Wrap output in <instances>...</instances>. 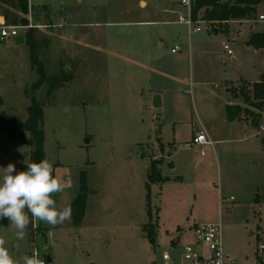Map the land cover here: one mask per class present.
I'll return each mask as SVG.
<instances>
[{"label":"rangeland","instance_id":"obj_1","mask_svg":"<svg viewBox=\"0 0 264 264\" xmlns=\"http://www.w3.org/2000/svg\"><path fill=\"white\" fill-rule=\"evenodd\" d=\"M177 1L173 11L170 0H28L26 15L0 8L27 18L20 34L34 27L47 77H72L50 98L45 82L36 92L44 158L54 161L64 185L53 196L59 208L78 195L81 171L88 191L77 225L30 216L25 238L17 240L9 219H0L17 264L33 256L41 230L50 246L39 255L46 264H160L165 249L174 254L194 242L193 226L219 221L224 251L240 261L255 257L264 223V108L245 105L229 89L244 83L251 90L264 77V48L247 44V31L264 28V0L255 19L227 25L231 31L202 22L193 33L180 21L187 9ZM239 24L246 29L237 37L231 32ZM116 49L135 61L118 60ZM28 52L25 42L0 39V110L21 122L28 116L24 88L38 79ZM229 103L239 106V117L227 119ZM202 129H211L213 144L187 145ZM32 150L29 132L19 139L0 131V167L12 162L24 170ZM153 161H162L168 179L149 181ZM219 195L233 196L221 201V211ZM149 223L154 241L144 230Z\"/></svg>","mask_w":264,"mask_h":264},{"label":"trees","instance_id":"obj_2","mask_svg":"<svg viewBox=\"0 0 264 264\" xmlns=\"http://www.w3.org/2000/svg\"><path fill=\"white\" fill-rule=\"evenodd\" d=\"M263 0H192L190 16L192 20H202L206 22L211 28L214 27L223 28L225 31L227 28L224 25L230 20L241 21L244 19L253 20L256 18V12L258 6ZM1 3L9 5L11 8L17 10L21 14H27L30 10L28 0H0ZM202 10L201 15L199 11ZM4 22L11 25L20 26L27 24L26 17H20L17 14L9 12L5 9L3 12ZM24 41L28 47V55L30 56L31 64L35 67V72L38 75V79L31 84V86L25 90V95L28 98V116L24 122L17 120L13 114L9 111L0 110V131L7 135L23 139L25 132H29L31 140L33 141V150L31 152L32 162L44 159V141H43V107L36 97V92L43 82L46 83L47 96L50 98L53 91L58 87L63 86L66 82L72 79L70 74L63 72L61 75H54L47 77L46 72L43 70V64L37 55V51L40 47V43L35 38V29L30 27L24 33ZM47 44V40L44 41ZM247 44L255 49L264 48V28L259 32H250ZM248 87V85H247ZM250 88V87H249ZM234 97H238L246 105L256 107L259 110L264 108V77L263 79L254 82L251 90H247L242 85L232 87L229 89ZM226 117L227 119H234L239 117V106L231 103L226 105ZM258 115L252 117V123L259 126ZM159 162L153 161L150 165V171L148 179L150 182H163L166 180V176H162L158 169ZM80 186L78 195L71 201L70 206L72 209L71 222L75 225L79 224L84 212L85 202L87 197V187L85 185L84 171L80 172ZM144 230L147 232V236L151 241H154V226L149 223L144 226ZM44 236V230H41Z\"/></svg>","mask_w":264,"mask_h":264},{"label":"clouds","instance_id":"obj_3","mask_svg":"<svg viewBox=\"0 0 264 264\" xmlns=\"http://www.w3.org/2000/svg\"><path fill=\"white\" fill-rule=\"evenodd\" d=\"M54 161L47 158L30 162L18 171L9 162L0 167V219L8 218L15 228V238L22 240L31 219L55 226L72 216L71 206H57L54 194L63 192V183L54 176ZM30 213V215H29ZM0 264H17L10 254L8 242L0 234ZM23 264H42L39 253L26 258Z\"/></svg>","mask_w":264,"mask_h":264},{"label":"built area","instance_id":"obj_4","mask_svg":"<svg viewBox=\"0 0 264 264\" xmlns=\"http://www.w3.org/2000/svg\"><path fill=\"white\" fill-rule=\"evenodd\" d=\"M180 4L185 6L187 9L186 16L182 13L179 18L180 21L188 26L189 33L193 31H200V23L204 22L202 20L194 21L190 16L192 0H179ZM258 20H264V12L258 15ZM196 24V25H194ZM18 26L6 24L0 28V39L15 38L19 35ZM178 48V47H177ZM224 51L227 54H231L232 51L229 45H223ZM176 50L171 49V52ZM264 131V126L261 127ZM208 143L211 144L204 132L200 131L193 138V143ZM233 196L225 199L226 201H232ZM224 200L219 199V202ZM224 200V201H225ZM221 211V209H220ZM192 237L194 242H184L178 252L172 254L168 250L161 252V263L160 264H264V223L258 227L257 238H258V248L255 252V257L245 261H240L234 256L224 251L223 240L221 238V222H202L191 228ZM42 234V233H40ZM39 234V235H40ZM51 235V232H50ZM43 236V235H42ZM37 239V237H36ZM43 241L47 250L50 246L46 243L45 237L43 236ZM36 243V240H35ZM39 253V246L36 243L35 251L33 255ZM42 264H46L44 260H41Z\"/></svg>","mask_w":264,"mask_h":264},{"label":"crops","instance_id":"obj_5","mask_svg":"<svg viewBox=\"0 0 264 264\" xmlns=\"http://www.w3.org/2000/svg\"><path fill=\"white\" fill-rule=\"evenodd\" d=\"M141 1L142 0H140V5H141ZM171 1V4H172V2H173V0H170ZM174 1H176V3H175V5L173 6V8H171V6H170V10L171 11H173L174 9H175V7H176V5H177V3H178V1L177 0H174ZM6 4H3V3H1L0 2V8H2L3 6H5ZM4 12V11H3ZM259 15V14H258ZM244 20H241V21H237V20H230V21H228L227 22V24L226 25H224V27H227V25H230L231 23H242ZM6 24H9V23H7V22H5L4 23V18H3V13L2 14H0V28L2 27V26H5ZM214 28H217L216 29V31H214ZM212 30L214 31V32H218L220 29H223V28H218V27H214ZM229 28V27H228ZM227 28V30L226 31H231V29L229 28L228 29ZM246 29V27L245 26H242V24H239V26H236V28H235V30H234V32L232 33L231 32V34H235L237 37H239L240 36V33L243 31V29ZM248 32V34H250V32H252L251 30H249V31H247ZM23 36V39H24V35L23 34H20L19 33V35L18 36ZM13 39V38H12ZM23 42H25V41H23ZM113 54H114V56H116L117 58H118V60H124V59H129L130 61H135L134 59H132L131 57H129V56H124L122 53H120V51L119 50H115L114 52H113ZM128 57V58H127ZM166 76H169V74L168 73H166ZM153 94L154 95H158V94H160V91H158L157 89H153ZM154 95H153V97H154ZM161 96V95H160ZM159 95H158V97H159V104H160V99H161V97H160ZM152 101H153V99H152ZM154 105V104H153ZM161 105V104H160ZM200 131H202V132H204L205 133V135L207 136V138L209 139V141L211 142V144H208V143H193V138H194V136H196V134L197 133H199ZM212 131H211V129H209V130H207V131H205V130H198V131H196V133H194L193 132V134H192V140L190 141V142H188L187 143V145H189V146H191V145H196V144H199V145H201V146H204V145H212L213 144V142H214V140H212ZM216 141L217 142H223L224 140H222V139H216ZM215 141V142H216ZM215 153V152H214ZM216 154V153H215ZM215 157H216V159H217V156L215 155ZM162 162V161H161ZM160 162V163H161ZM159 163V164H160ZM158 169H159V167H158ZM159 172H160V169H159ZM161 175H162V173H161ZM162 176H166L167 177V179H168V176L167 175H162ZM221 198V196L219 195V199ZM219 203V202H218ZM222 208V204L221 203H219V210ZM222 210V209H221ZM51 232V231H50ZM173 244H175V243H177L176 241H171ZM48 255V254H47ZM50 257V256H49ZM49 261V260H48ZM50 261H52V259H50Z\"/></svg>","mask_w":264,"mask_h":264},{"label":"water","instance_id":"obj_6","mask_svg":"<svg viewBox=\"0 0 264 264\" xmlns=\"http://www.w3.org/2000/svg\"><path fill=\"white\" fill-rule=\"evenodd\" d=\"M176 1L173 0L172 4H171V8H173V6L175 5ZM217 28H214V31H216ZM14 39V42L15 44H23V36H17ZM152 104H154L155 107H159L160 104H159V97L158 95H154L153 97V101H152ZM36 243H38V246H39V255H46V253L48 252L47 248L44 247L45 246V243L43 241V236L42 234H40L37 239H36ZM46 259L50 261V257L49 255L46 256Z\"/></svg>","mask_w":264,"mask_h":264}]
</instances>
